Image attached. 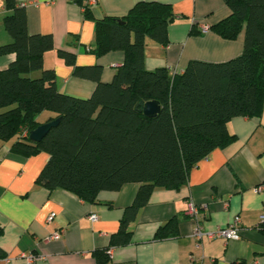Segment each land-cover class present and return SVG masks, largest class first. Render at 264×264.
<instances>
[{"label":"trees","instance_id":"trees-1","mask_svg":"<svg viewBox=\"0 0 264 264\" xmlns=\"http://www.w3.org/2000/svg\"><path fill=\"white\" fill-rule=\"evenodd\" d=\"M223 1L230 14L209 28L228 39L244 29L242 52L222 62L190 60L179 73L144 66L147 39L168 41L174 19L170 4L138 1L121 17L101 18L86 8L84 17L94 20L92 52L101 56L119 50L124 60L112 80L103 82L100 65L78 66L73 51L58 49V57L74 66V75L95 82L92 93L82 98L59 91L54 70L43 66L44 53L53 49L51 35L29 33L25 6L5 0L11 13L3 26L11 39L0 45V55L14 57L0 69V140L14 137L10 150L23 156L48 154L35 181L50 191L63 189L93 203L101 191L139 183L111 245L129 241L127 224L155 188L180 189L192 167L233 140L227 129L231 118L261 112L264 0ZM35 71L40 74L32 76ZM148 100L160 105L153 118L141 111L140 104ZM43 111L50 116L40 122ZM55 118L58 124L40 141L29 139L31 130ZM161 230L155 237H165ZM171 235H177L176 229Z\"/></svg>","mask_w":264,"mask_h":264},{"label":"crops","instance_id":"crops-1","mask_svg":"<svg viewBox=\"0 0 264 264\" xmlns=\"http://www.w3.org/2000/svg\"><path fill=\"white\" fill-rule=\"evenodd\" d=\"M96 1L90 9L93 18L121 17L138 1L171 5L174 19L167 28V43L147 39V70L166 67L170 73H179L190 60L222 62L242 52L244 29L233 39L210 28L201 31L202 24L211 26L230 14L223 0ZM15 2L25 4L29 33H49L53 39V49L43 55V66L54 70L59 91L85 98L95 82L74 75V66L58 57V49L73 51L78 66L100 65L101 80H112L124 53L117 50L96 56L92 52L94 20L84 17L81 0ZM10 13L5 0H0V45L11 39L3 26ZM13 57L0 55V69ZM45 112L44 119L50 116L43 111L38 116L40 122ZM227 129L233 140L213 149L192 167L184 186L152 191L127 224L130 239L122 245H111L110 237L118 230L124 208L133 201L139 183L101 191L93 203L63 189L50 191L35 181L48 154L23 156L10 150L14 137L0 140V264H264V223L259 222L264 190H255L264 182V99L258 116L233 117ZM190 201L198 207L196 221L185 214ZM90 215L96 219L91 220ZM234 216L240 218L239 238L198 239L192 235L196 223L203 231H213ZM159 229L167 236L155 237ZM175 229L177 235H171ZM22 253L37 259L28 263ZM105 257V262H98Z\"/></svg>","mask_w":264,"mask_h":264},{"label":"built area","instance_id":"built-area-1","mask_svg":"<svg viewBox=\"0 0 264 264\" xmlns=\"http://www.w3.org/2000/svg\"><path fill=\"white\" fill-rule=\"evenodd\" d=\"M81 3H82V9L83 11H85L86 8L91 9L93 6H95L97 4V1L96 0H81ZM21 5L24 6L25 4H21ZM208 30H209V25L207 24L201 25L202 32H206ZM255 190L257 192L264 190V182L261 185L257 186ZM185 214L196 221L198 218V207L193 202L190 201L188 203ZM52 218H53V214L48 216L47 220L50 221ZM90 219L95 220L96 216L90 215ZM259 222L264 223V207L261 213L259 214ZM239 227H240V218L239 216H234L232 220L229 221L226 225L220 228H217L216 230H213V231H203L201 226L198 225V223H196L192 235L198 239H200L202 236H206L208 238L218 237V238H223L226 240L236 239V238H239ZM107 252H110V250H108ZM21 257L24 258L28 263H33L37 259V257L31 253H27V254L22 253ZM234 264H244V263L238 261V262H235Z\"/></svg>","mask_w":264,"mask_h":264},{"label":"water","instance_id":"water-1","mask_svg":"<svg viewBox=\"0 0 264 264\" xmlns=\"http://www.w3.org/2000/svg\"><path fill=\"white\" fill-rule=\"evenodd\" d=\"M141 111L147 117L153 118L160 112V105L156 100H148L140 104ZM59 118H55L51 121L44 122L38 125L35 129L29 132V139L31 141H40L44 135L50 130L51 127L57 125Z\"/></svg>","mask_w":264,"mask_h":264},{"label":"rangeland","instance_id":"rangeland-1","mask_svg":"<svg viewBox=\"0 0 264 264\" xmlns=\"http://www.w3.org/2000/svg\"><path fill=\"white\" fill-rule=\"evenodd\" d=\"M46 114H48V113L45 112V113L40 117V120H41V121H44V120H45L44 118H45V115H46Z\"/></svg>","mask_w":264,"mask_h":264}]
</instances>
